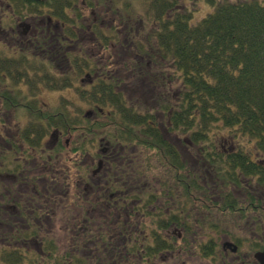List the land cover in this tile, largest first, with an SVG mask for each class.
Wrapping results in <instances>:
<instances>
[{"label":"flooded vegetation","instance_id":"obj_1","mask_svg":"<svg viewBox=\"0 0 264 264\" xmlns=\"http://www.w3.org/2000/svg\"><path fill=\"white\" fill-rule=\"evenodd\" d=\"M114 1L0 0V264H166L167 256L186 255L192 247L196 248L195 264H260L255 253L264 249V218L259 215L263 196L254 195L246 183V193L239 195L241 200L234 207L244 213L240 234L231 235L227 227L219 229V225L217 231L209 228V214L226 210L216 209L221 197L207 174L201 182L209 199L194 195V222L198 221L197 205L211 212L202 217L206 225L201 235H185L180 223L167 227L171 205L167 196L158 198L147 182L134 184L131 148L111 145L100 137L95 157L87 154L84 130L80 132L82 141L77 142L70 132L54 127L38 138L32 135L30 143L23 134L35 123L21 124L2 116L7 102L9 108H15L21 103L15 100L17 96L35 97L44 84L60 91L74 85L72 76L77 73L81 74L80 86L86 80L92 83L81 46L86 33L98 36L102 44L109 37L103 35L106 29L111 31L109 38L118 43L130 27L116 19L120 11ZM87 10L88 19L84 18ZM70 11L73 16L82 15L81 21L87 25H76ZM92 29H97V35ZM27 103L20 105L32 111ZM95 113L90 108L84 117ZM63 134L67 135L64 143L60 141ZM70 144L79 150V158L73 159L79 175L74 186L67 163L72 160L65 157ZM75 197L80 204L78 213L71 215L67 210L64 214L61 208ZM176 204L181 208V196ZM243 235L251 236L255 245L239 254L246 240Z\"/></svg>","mask_w":264,"mask_h":264},{"label":"trees","instance_id":"obj_2","mask_svg":"<svg viewBox=\"0 0 264 264\" xmlns=\"http://www.w3.org/2000/svg\"><path fill=\"white\" fill-rule=\"evenodd\" d=\"M115 1L121 24L130 26L119 37L122 48L129 46L130 62L111 71L102 67L100 57L85 55L93 81L82 92L95 116L74 119L65 111L45 115L32 108L30 121L36 125L23 137L32 143V135L38 138L54 127L77 139L84 130L114 145L154 151L171 173L158 182L161 197L171 202L167 227L177 222L185 235H192L193 226L202 230L206 225L193 218L194 195L209 199L201 182L207 174L219 190L222 204L215 207L220 211L234 210L237 203L224 189L227 184L252 188L254 182L264 183V3L210 0L212 10L194 23L187 0H139L149 13L143 16L147 23L139 17L137 27L126 20L132 23L130 13L139 14L138 8L131 0ZM92 31L97 35V29ZM108 40L102 43L108 46ZM190 161H197L199 174Z\"/></svg>","mask_w":264,"mask_h":264},{"label":"rangeland","instance_id":"obj_3","mask_svg":"<svg viewBox=\"0 0 264 264\" xmlns=\"http://www.w3.org/2000/svg\"><path fill=\"white\" fill-rule=\"evenodd\" d=\"M132 3L134 4V7L136 6L138 8V10L140 11L139 14L137 13H130V17L132 16L133 21L132 23L128 22L126 20V23H129L130 25L134 24L137 25L140 23L139 19L142 18L143 21L145 23H147L146 19L143 18L144 14L149 13L147 11V9L141 8V1L139 0H131ZM188 4L191 6L192 11L194 12V16H193V22L195 23L196 21H198L199 19H201L202 17H204L208 12H210L213 8V4L210 3V0H187ZM213 1V3L215 2H220L222 0H211ZM223 1H245V0H223ZM258 2L264 3V0H256ZM115 3H117V1H115ZM119 3V2H118ZM121 4V2H120ZM132 9V8H131ZM115 10V8H114ZM70 15V19L74 18V21L76 23V25H87V22H83L81 21L82 19V15H79L78 17L73 16L72 11H70L69 13ZM84 15L86 17L84 18H89V10L85 11ZM140 17V18H139ZM117 20L120 19L116 18ZM100 20H104V23L107 22V19H102L100 18ZM142 21V23H143ZM141 23V24H142ZM145 25V24H144ZM141 29L143 30H149L150 27L146 26V27H142ZM105 33H103V35L109 36L111 37V31H107L105 29ZM86 40L84 42H82L83 44H81V46L83 47V51H86V54L91 56V57H101L100 61H101V65L103 68L108 69V70H116L118 69L119 65L124 64L126 62H130L129 61V55H130V51H128V44L125 45L127 52H124V47H121L120 43L116 40H112V38H109V42H111L112 45H106L105 44H100L99 42H97L96 38H93L89 35V33H86ZM76 35V34H75ZM143 35V34H142ZM141 36V34L139 35ZM122 39V38H121ZM107 46V47H106ZM104 64V65H103ZM81 74L77 73L74 74L72 76V80L74 85L73 86H66L64 87V89L60 90V91H56V90H52L48 85H43L40 90H38V93L35 97H31V96H17L15 98V100H17L19 103L15 108H7V112L5 114V112L2 111V116H5L6 119H11L15 122H20L21 124H23L25 121H29V120H33V118L30 116V109L28 108H24L22 105L23 103H27L29 106H33V109L38 113H45L46 114H51L54 113L56 111H65L68 114H71L72 117L75 118H79V116L82 118L84 116V113L89 110L90 108H92V106L90 104H88L87 102V98L84 97V93L82 91L85 90V84L89 85V81L86 80L85 84H81L82 86H80L79 83V77ZM90 86V85H89ZM88 87V86H87ZM146 99V98H145ZM158 112V111H156ZM158 119H160V121H163V116L157 115ZM73 119V120H74ZM82 120V124L85 122L84 119ZM102 126V125H101ZM50 131H52L50 129ZM214 131H219V132H223V129L219 128L216 129L214 128ZM80 133V132H79ZM85 135V134H84ZM73 136V135H72ZM88 136V135H85ZM75 137V134H74ZM83 135H80V137L77 138L78 141H82L81 138L83 139ZM90 139H88L87 137H85V147L87 149V154L89 155H94L96 157V153H98V140L100 137H105L104 135H98L97 138H93L92 136H88ZM67 138L66 134H63L61 136V142L64 143L65 139ZM78 144V143H76ZM112 145V144H111ZM75 145L70 144V148L71 150L69 152L66 153L67 158H71V162H67L70 165V172H69V181L71 183L72 186L78 184V174H77V164L75 166V164L73 163V159L74 158H79V150L77 149H72V147H74ZM138 147V146H137ZM134 148L133 146L131 147V150H128L129 154L133 155V158L135 157V162H134V166H136V168L139 170L140 172V176L137 175V173H135L134 175V181L136 180L135 183H138L137 180L143 179L141 182V185L144 183H150L151 186H154L152 190V193L156 192L158 198L161 196V192H159L160 190V183L158 182H162V180L165 179H170V175L171 173L168 171V166L165 164V162L163 161V159L158 156L157 154L154 153V151L152 150H144V148L142 147H138ZM125 151H127V149H125ZM141 151V152H140ZM56 152V151H55ZM56 153H60V152H56ZM63 154H65V151L62 152ZM62 155V154H61ZM260 156L262 157V154H260ZM264 156V155H263ZM188 163H193V161H190ZM193 166V170L195 173L199 174V164L197 163H193L191 164ZM93 168H95V164L93 165ZM145 176H144V175ZM206 181L208 182L209 179H206ZM211 182H213V179L211 180ZM137 185V184H136ZM251 189V192L255 195H260L263 196L261 198L263 204H262V208H263V212L260 210L259 211V215H261L264 218V183L258 184L257 182H254ZM226 191H230V193H232V195L234 196V198L236 199V201H240L241 200V196L242 193L245 192L244 188L242 185L238 186V185H234V184H227L224 188ZM74 190V189H73ZM240 192V193H239ZM246 193V192H245ZM235 194V195H234ZM236 196V197H235ZM63 204V203H61ZM71 204V205H69ZM69 205V206H68ZM65 207L61 208V211L64 214H67L66 211L69 210L71 215H74L75 213H78L80 204L77 202L76 197L72 198L71 201L70 199L66 202L65 205H63ZM197 209V216H198V221L199 222H204L202 218V215H208V211L209 213L211 212V210H207L206 212L202 210V207L197 205L196 207ZM241 214L244 213H240L236 210H231V209H226V211L224 212V214L219 213L218 211L214 210L213 214H209L211 217V229L216 230V226L219 225V229H224L225 227H227V229L230 232L231 235L233 234H240L239 231V225H240V219H241ZM61 216L63 214H60ZM258 222H260V220H258ZM215 226V228H214ZM248 226L247 224V229ZM194 230L191 231L192 235L195 234H199L201 235L202 230H197L195 229V227L193 226ZM217 231V230H216ZM246 233H249L248 231H246ZM193 237V236H192ZM242 237H245L246 240L244 241V244H242V246L240 247V252L239 254H241L244 251H248L251 250V247L253 245H255V240L248 237V235H243ZM258 244H263L261 242H258ZM196 250V248L190 249L189 252H186V255H181L177 254L174 255L173 257H169L167 256V263L166 264H195L196 262H198V260H194V251ZM251 253V252H249ZM180 256V257H179ZM199 260L200 261H204L203 260V256H199ZM249 257L251 259H253L252 254L249 255Z\"/></svg>","mask_w":264,"mask_h":264},{"label":"water","instance_id":"obj_4","mask_svg":"<svg viewBox=\"0 0 264 264\" xmlns=\"http://www.w3.org/2000/svg\"><path fill=\"white\" fill-rule=\"evenodd\" d=\"M255 258L260 264H264V249L255 253Z\"/></svg>","mask_w":264,"mask_h":264}]
</instances>
